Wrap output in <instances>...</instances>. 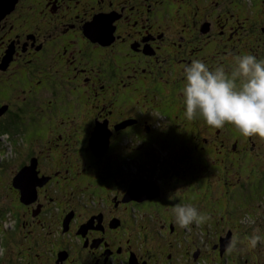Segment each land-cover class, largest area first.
<instances>
[{
	"label": "rangeland",
	"instance_id": "rangeland-1",
	"mask_svg": "<svg viewBox=\"0 0 264 264\" xmlns=\"http://www.w3.org/2000/svg\"><path fill=\"white\" fill-rule=\"evenodd\" d=\"M42 1L50 4L49 0ZM170 1L172 12L169 13L168 9L167 13L168 16L170 15V26L166 27L165 21L161 20L159 22L162 23V25L161 27H158V29H160L159 31H161L162 29H166L170 32H172L173 30V32L171 33L172 37L175 39L177 38V41H181L183 42V44L181 48L174 45H166L165 48L168 49V53L165 58L167 60H164V63L162 62V69L165 68L164 70L168 71H162L159 69V67H157L154 54L148 56L146 66L144 68L143 59L139 57H129L128 59H125L123 57L113 56L109 54V50H106V47H104L103 45H98V48L101 51H107V53L101 57L104 62V67L108 64L110 59H115V67L117 69H121L120 71L122 72L126 71L124 74L119 73L118 86L109 88L108 85L110 84V82L107 83L105 74L103 72L98 73L97 71H94L98 76H92L91 82L94 83V85L91 86L89 81L84 82V84L82 82V84L80 85L81 87H83L84 96L79 93H76L75 95L72 91L73 98L70 99V104H68L67 102L65 104L63 100L58 101L59 98H63V95L60 92H63V90H65L67 95H70V89L68 87L64 89V87L66 86H64L62 81L59 86L56 87L52 85L51 88L49 87V85L44 84L42 80L36 82L35 85H31L28 81L31 79L30 73L34 68H32V66L29 64V66L26 67L28 80L23 81L19 78L15 80V82H24L27 84L24 88V92H20L22 89L17 87V91L20 92L21 95L16 97L15 99L13 97V102H16V99L22 100L21 97L26 100L32 94L34 87V90H36V94L38 96H41L46 101V103L42 100L43 103L40 104L39 99L34 98V100L30 102L34 103L35 105L32 108L30 105H28V108L30 109L28 114L36 111L38 115H40L42 112L41 110H45V107L49 106V108H56V110L59 108L62 111V114L59 112V114H56L55 118L53 119L55 121V127H58L59 131L65 134V121L67 123H69L70 121L72 125H69L71 127V132L68 131L69 137H71L72 135L73 138L74 136L76 137V142L73 144V146V140H70L69 138L68 140L65 138L67 142H70L68 145H65L64 143V146H59L61 143L55 142L57 146L62 148L59 152L51 151L53 149V144L51 143V145L48 146L47 152L45 151L44 153H41L35 150L39 153L36 154L39 160V168L37 167V169L38 171L40 170V172H38L37 174H41V176H50V179L47 181V186L43 188L42 186H37L38 183H35L34 176L32 175V184L34 185L29 193L31 196H33L34 192H37V198L39 195L41 198L42 193H45L49 189H55L56 193L62 190V188H58L54 183H52L54 179L65 181V184L69 183V180L73 181V179H71L70 172L66 171L65 169L63 170V172L61 171L60 175H58L59 178L54 174L56 169L55 162L57 161L63 164V162L65 161L62 150L66 153L69 152L68 154L72 155V152L75 151L74 148L78 146V144L80 145V147H83L82 140H84L86 143L91 132L96 130V124L95 126H93L92 121H104L107 117L109 119H107V125H109V127L110 125H116L118 129L121 125L127 126L126 128L118 131L110 127L113 130V133L111 134L110 147L108 146L111 150V157L112 151H114L117 147H119V149L123 151L121 157L124 159H126V157L128 156V152H124L126 146L136 145L139 148L143 149L141 157L137 156L138 159L136 157V167L143 174L137 173V176H139L141 179L146 180L147 182L141 181L132 188V191H134V196L138 195L137 197H140V195H144L142 200H145V197L151 198L152 196L156 195V192H154L157 187L156 184L160 185V183L153 181L155 180V177L151 178L148 176V171L153 172L154 174H162L165 178L168 179V182L165 183L166 186H168L170 177L172 175H189L192 171V167H196L194 164L200 162L201 160L202 167L197 168L199 170L201 169L202 171L201 178L204 179L206 183H210L213 188L214 186L217 187V189H215L216 191L212 194V197L210 199L211 202L216 203V200L218 202H222L223 200L226 201L227 194L231 198L230 189L236 188L237 190L239 188L237 186L240 184V182L241 184H244L243 186H248L245 192L249 193V196L252 198L244 197L245 193H243L242 197L240 198L241 201L247 203L246 208L243 209L239 205L238 198L234 199V194H232L234 199L232 200L233 208L231 209L230 207L229 209V212L232 214V216L229 220H226L223 218L224 216L219 215L225 220V223L227 224L224 225L223 223V226L232 227L235 231L233 234H235L239 239L237 250L234 251L236 252L239 249H244V245L242 243L244 241L243 234L247 233L245 231L247 227L251 228L253 234L256 233L258 235L264 232V139L258 136L245 137L233 125L227 123L223 128L216 129L208 126L202 117L193 121L187 120L184 115L182 98V92L185 83V77L182 68L186 63L185 61L191 62L193 59H201L206 64H208L210 68H214L217 65H223L229 78H231L232 72L235 69L233 57L237 55L252 54L254 56H257L258 60L264 61V1L251 0L248 4H243L240 3V1L242 0H233L230 5L233 8V12L236 13L235 16H230V13L221 11V17H219L214 14L215 9H213V16L210 15V18L214 22L212 28V36H210L209 38L205 36L200 41H192L193 47L191 48L190 46L192 45L188 41L180 39L179 32L182 31L180 29L183 26L182 22L184 19V15L181 12L179 13L174 11L178 8L179 2L175 0ZM116 2L114 4H116ZM8 4L5 7H7ZM37 4H39L38 0H21L17 4V7H15V10L6 14L7 16L5 18L3 17L4 13L2 14L1 9L0 20L4 18L5 26H3L2 31H0V36H2L3 32V34L9 35L11 37L12 34L14 35L15 30L18 29L21 25L25 27L26 31L28 32L29 28L26 27L27 25L33 26L34 24H36L37 26L39 24L41 26V31H44L46 33V40L48 42H51L54 39L65 41L67 40L66 38L77 37V32H80V30H78L77 28L79 27V20L77 21V17H75V19H73L72 17L82 11L81 8L83 7L84 0L63 1L62 4H65L66 8L69 10L63 13L58 9L57 12H54V14H52L53 12L51 11L36 15V12L38 11ZM194 5H198L202 11L212 8L211 2H206L203 0H192V6ZM70 7L73 9V11L70 10ZM123 9V13L126 16V20L124 21L125 23H129L130 21L132 23L134 19L139 20V15L136 16L135 14L134 17H132L133 14L129 13L126 10L127 8ZM120 11L122 12V9ZM183 11L187 12L185 8L183 9ZM61 14H63L64 17H61ZM227 15H229V20L226 26L227 22L225 18ZM236 17H239L241 20L244 19V26L237 32H235L236 30H233V28L230 29V26L238 25ZM245 17L248 18L245 19ZM197 18H199V15L197 16ZM22 20L25 23L21 24ZM19 21L21 23H18ZM71 23L73 24L71 25ZM129 27L133 29L132 31H130L131 33H136L135 31L140 28V24H138V27ZM183 34L188 36L189 31L185 30ZM206 39L210 40L206 42ZM31 41L32 39L29 36H24L22 34L20 36V42L18 44H24L26 42L27 49L25 51H19V54L14 57L12 65L10 67L8 66L9 68L5 65L4 62L1 61V65H3L4 67H2L3 71L0 70V75H3L2 77L4 79H13V75L18 67L21 65H25L23 61H28L27 63H29V61L35 60L37 59V57H39L38 55L40 53L36 52L35 48L31 45ZM152 43L156 45V43ZM78 48L84 50V53L81 54L84 56L88 55L89 53H92L93 55L101 54L100 52H94V50L92 49H85L80 46H78ZM57 49L58 47L56 46L51 48V58L64 64L69 71L68 67H71V64L69 63L68 59L71 57V55L68 54L64 56L62 54H59L57 52ZM175 49H179V53L176 57L180 59L182 58L183 60L179 61V63L174 62V64H172L171 59L175 57V54L172 50ZM140 70L142 72H140ZM150 70L154 72L152 77H149ZM109 71L113 73L112 70ZM161 71L164 72L162 73L163 79L159 78V74H161ZM38 73L39 71H35L33 74L36 75ZM82 76L85 75L82 74ZM24 79H27V77L25 76ZM34 80L35 79L32 78V82H34ZM98 80H100V82ZM166 81L168 82L166 83ZM104 82L107 84V86L101 87ZM38 84H40L41 86L35 88ZM239 84L240 80L237 79V85L239 86ZM42 85L44 87H42ZM54 88H56V90L54 91H60L58 93L61 95L54 97V92L52 91V89ZM7 89V84L0 85V91L3 94L7 93ZM111 90L113 91L111 92ZM122 90L130 92L129 97L128 95H126V97L123 98ZM116 91L118 94L116 93ZM166 101H168L167 103L169 104V106H171V108L164 107V105H166ZM13 102H2L0 103V106H2L3 104H9L11 107L14 106ZM102 105L104 108L109 107L112 111L110 114L106 113L103 116H100L99 120L97 118H99V115L103 110ZM61 107H63V110ZM161 108L167 109V112L163 114L161 112ZM89 109H92L93 112V115H91V117L88 113ZM175 113L178 114V116H175ZM4 114L5 111L0 112V117L4 116ZM43 115L40 116L45 117L46 114L44 113ZM43 117L41 118L43 119ZM126 118H133V123H125L123 119ZM28 121L30 122L31 119H28ZM61 122L62 124H60ZM39 125H45L44 119L43 123L40 121L36 130L32 129V126V128L26 131L24 135H21L23 139L15 143L16 149L12 148V152L9 150V147H7V142H4L6 136L0 138L2 139L1 142L3 147H6L5 154L3 153L0 155V192L3 193L10 201L6 202V207H13L16 213H18L20 209L23 210L27 214V219L30 221V225H28V228L25 231L23 230V228L15 229L14 225L17 221V217L15 215L8 219L6 218L7 222L4 223V225L2 223L3 226H1L2 230L0 231V248L1 250L3 249L5 258V255L9 250L12 251V249H16L18 247V243L20 244L21 240L26 239L25 236H28V232L29 235L40 233L42 236L46 237V243L43 245L40 252L44 254L45 262L51 264L52 256L50 252L52 247L50 246V244L52 233L60 229L61 218L63 216V212L58 210L55 206L63 205L64 201L60 199L52 203L53 200H49V203L52 204L50 208L53 214L51 223L48 222L49 217L47 215L44 216L42 213L38 214V216L36 217H33L31 215V212L33 208L34 210L37 209V206L35 205L37 200L31 203H27V205H22L20 203L21 191L14 185L15 177L18 175L21 169H18L17 166L21 164L23 160L18 161V163L16 162L11 166H7V163H9L7 161H9L11 158L14 159L16 155L22 156L23 158L26 153L30 152L33 149H36L37 147H40L36 145L38 143L37 141H39V144L41 145V143L43 142H45L44 144H49L48 141L51 140V138L52 140L57 141V138H61L58 134H56L55 137H51L52 134L51 136H48L43 132V126ZM50 128H52V126H48L45 132L52 133ZM32 147L34 148L32 149ZM166 149H168L169 152H166ZM17 151L20 154H16ZM154 152L158 154H154ZM53 153L58 160L53 159V162L51 163ZM193 156L195 158H193ZM59 157L61 159H59ZM83 161L88 163L90 162L87 158H83ZM109 163H111V160L109 161ZM226 163L228 164V167L224 168V166H226L224 164ZM71 164L72 162L68 163V169L70 168ZM213 165L214 167H212ZM93 166L94 167L91 169V171L97 167V164L94 162ZM219 166H223V171L221 173L219 171ZM64 168H67L65 163ZM77 169L78 168H76L75 170ZM123 169L125 170V172L123 171L122 173L123 176H129L130 170L132 171V176L136 175L135 170L131 169L130 167L128 169ZM162 169L166 170L168 173H163ZM81 171L82 169L80 168L78 172L80 173ZM93 174L95 175L94 179H100L99 182H93L91 184V187L88 188L84 194H80L78 199L89 201L90 195H95L99 192H103L104 190L111 189L115 185H121L123 183V180L118 178L117 176H103L99 169H94ZM240 174L241 180L242 175H244L245 177H250V183L238 181L240 180V177L236 179L235 176ZM162 175L156 174V176H158L160 179L162 178ZM21 178L29 181L28 175H23ZM224 181L226 182L223 184ZM219 182L221 185H219ZM255 188L259 189V192L257 191V193L260 195V198L257 200L254 198ZM166 193L169 197L176 196L174 192L167 189ZM209 195L210 194L207 192L206 196ZM192 206L197 208V210L204 215L201 207V199L195 200ZM88 207L90 208L91 206ZM214 207L215 212H217L218 206ZM123 208L126 209V206L123 205ZM166 216L173 219V221L175 222L172 215L167 214ZM3 219H5V217L0 220V223L3 221ZM126 219V222L130 221V218ZM217 219H220V217L207 219L208 222H210L212 225L207 224L206 227L212 228V226H214L215 228L211 231L205 230V234L204 230H202L203 234L196 238L197 245H195L194 247L197 248L199 246L201 248L202 253L200 255L204 258L201 264H223V262H225L226 253L224 255L225 258L219 259V253H217V251L213 248L214 244L218 246V243L214 241L217 233H219L221 236L227 233L226 230L221 234L220 230L216 228L222 225L220 221L217 222ZM168 229L166 228L167 233L169 232ZM156 231L158 232L157 229ZM198 233L200 234V232ZM240 239H242V242H240ZM190 241H194V237L190 239ZM65 242H67V236ZM60 244H62L61 240L57 241L55 243V246H58ZM174 249L176 250L174 251V254L178 257H182L180 262L178 263L199 264L197 257L195 258V255H197V251H193L191 249L190 252L188 250H186L188 251L186 252L185 250H181V248H178V246H176V248L174 245L168 246V250ZM17 250H23L22 252H26V256L24 259L25 261H27L30 257V253L32 252V250H34V248H27L26 251L25 248L19 247ZM105 252L103 254H100L99 247L96 246L94 247V254L88 255V257H82V262H78V260H74L73 257H71L69 263L88 264L89 261H91L90 259H93L94 255L98 253L99 255L97 256L100 259L99 261H104L100 262L99 264H105V262L109 261V256ZM183 253L185 254L182 256ZM206 253L208 256L211 255V259L207 258L208 256L206 255ZM2 255V252H0V258L4 259L2 258ZM117 259L119 261L120 257H118ZM94 260L95 259H93L92 264H97V260ZM236 263L247 264L245 263V261L238 259L237 257Z\"/></svg>",
	"mask_w": 264,
	"mask_h": 264
},
{
	"label": "flooded vegetation",
	"instance_id": "flooded-vegetation-1",
	"mask_svg": "<svg viewBox=\"0 0 264 264\" xmlns=\"http://www.w3.org/2000/svg\"><path fill=\"white\" fill-rule=\"evenodd\" d=\"M21 0L18 1V3ZM50 4H47L46 2L42 0H38L39 4H37L38 11L36 12V15L42 14L45 12H57L59 9L60 12H67L69 9L66 8L65 4H62V2L66 0H49ZM166 2V0H139V1H132V0H84L83 7L81 8V12L79 14L74 15L72 18L75 19L77 17V21L79 20V27L78 30L80 32H77V37L72 38H66L65 41H60L61 45L58 46L57 52L59 54H62L64 56L70 54L71 57L68 59L69 63L71 64V67H68L69 71L72 72V75L76 78H81L84 82L89 81L91 86L94 85V83L91 82L92 76H97L94 71H97L98 73H104L105 76L107 73H109L111 67L115 66L114 60L110 59L108 64L104 65V62L102 60V56H104L107 51H101L98 48V45H103L106 47V50H109V54L113 56L123 57L125 59L136 58L139 57L144 60L143 67L146 66V61L148 56L153 55L155 57V62L157 63V67H159L162 71H168L162 69V62L164 63V60H167L165 57L167 56L168 51H166V45H174L179 48H181L183 42H178L177 38H173L170 31H167L166 29H158V27H161L162 23L159 21L163 20L165 21L166 27L170 26V15L168 14L163 15L161 18L157 19L156 17L152 19V13H155L156 9H160V5L163 4V2ZM179 2L178 8L175 9V12H181L184 15L183 19V26L180 30V39H183L184 41L191 42L192 37L195 35V33H198L200 35V38L203 39V37L207 36L208 38L212 36V28H213V20L210 18V15L213 16V9H215L214 14L216 16H220L221 11L230 13V16H235V12H233V8L230 5V3L233 0H203L208 1L212 3L211 9H205L204 11L201 10V8L198 5L192 6V0H175ZM264 1V0H263ZM116 2V4H114ZM148 2V3H147ZM17 3V4H18ZM16 4V7H17ZM51 6V7H50ZM52 8V9H51ZM123 8H127L126 10L129 13H132L134 15H139V20L134 19L133 22L131 21L129 23H125L126 16L123 13ZM186 9L187 12H184L183 9ZM219 8V9H217ZM264 8V5H263ZM122 9V12L120 11ZM15 10V7L12 11ZM70 10L73 11V9L70 7ZM44 11V12H43ZM58 12V13H60ZM190 15H189V14ZM199 15V18L197 16ZM229 15L226 16V26L228 24ZM7 15H4L5 18ZM57 16V14H56ZM61 17H64L63 14L60 15ZM123 16V18H122ZM159 16V13H158ZM4 18L0 20V31H2L3 26H5ZM248 17H245V19ZM64 19V18H63ZM124 19V20H123ZM236 21L238 22V25H232L230 26V29L233 28V30H236L237 32L240 28L244 26V19L241 20L239 17H236ZM97 22V23H96ZM18 23H21L20 21ZM23 24V23H21ZM73 23H71L72 25ZM138 24H140V28L137 29L136 33H131L133 29L129 26H136L138 27ZM101 25H104V27H107L109 30H113V35L111 36V40H94L91 36L87 34L85 31V28L87 26H96V29L100 28ZM26 26V25H25ZM36 24L33 26L27 25L26 27L29 28V31H26V28L22 25L15 30L14 35L12 34L11 37L9 35L3 34L0 36V70H2V57L5 56L8 51H10V59L7 67L11 66L14 60V57L19 54V51H25L27 49V43L24 44H18L20 42V36L23 34L24 36H29L32 39L31 45L35 48L36 52L42 53L44 51L45 46L49 43L46 40V33L44 31H41V26L38 24L36 27ZM236 26V27H235ZM262 29V28H261ZM187 30L189 31L188 36L184 35L183 32ZM261 31V30H260ZM159 32V33H158ZM204 32V33H203ZM191 39V40H190ZM59 39H57V42ZM152 42L156 43L154 45ZM78 46L83 47L85 49H92L94 52H100L101 54H95L89 53L88 55L84 56L81 55L84 53V50L81 48H78ZM193 47L190 46V48ZM103 49V48H102ZM175 54V57L172 60V64L174 62L179 63V61L183 60L182 58H177L176 56L179 53V49L172 50ZM29 60V59H28ZM28 62V61H27ZM31 61H29L30 63ZM186 64H190L191 62L185 61ZM170 64V63H169ZM73 65V67H72ZM102 66V67H100ZM107 66V69H106ZM8 67V68H9ZM143 68V69H144ZM105 69V70H103ZM109 69V70H108ZM183 69V68H182ZM3 71V70H2ZM113 71V70H112ZM161 71V74H159V78L163 79L164 72ZM140 72H142L140 70ZM111 74H114L110 72ZM84 74L85 76H82ZM154 72L150 70L149 77H152ZM117 80V79H115ZM110 82L108 87H114L118 86V82H116L113 85H111V80L107 79V83ZM168 81H166L167 83ZM103 86H106L105 82L103 83ZM113 90H111L112 92ZM98 94V93H97ZM9 105V104H8ZM1 107V106H0ZM10 105L8 106L9 109ZM102 111L99 115L103 116L104 114L111 113V109L109 108L107 111H104V107L102 105ZM7 109L5 110V112ZM98 114V113H97ZM96 114V115H97ZM91 117V115H89ZM107 117H106V123H107ZM109 120V119H108ZM134 121V119L132 120ZM97 122V121H96ZM96 122L92 121V125L95 126ZM112 129H117L116 125H110ZM63 136V135H62ZM76 142V139L73 140V144ZM70 143V142H68ZM84 140H82L83 147L76 146L74 149V155L75 158L81 159L83 156H85L88 160L91 158V153L87 149L88 145V139L85 143ZM85 145V147H84ZM83 149V153L80 154V150ZM102 160H106L104 156L101 157ZM87 167H84L82 170H87L88 168L92 167V164H86ZM90 170V174H91ZM92 177V176H91ZM99 182V180L97 181ZM96 182V183H97ZM83 183L86 185L85 187L88 189L91 187L92 183L86 184L85 181ZM46 187V186H44ZM43 187V188H44ZM66 190L64 188L63 190L56 193V190H47L45 193H42L41 198L42 201L39 202V209L40 213H42L44 216H48L49 220L48 222L51 223L53 219V214L50 215L48 212L49 207L52 205L49 203V200H53L52 203L55 200H60L63 198V192ZM114 190V189H113ZM118 190V189H116ZM57 195V196H56ZM123 193L120 189L118 192L114 194V196H110L109 201L112 202L113 207L107 210V212L104 214L102 212L97 213H90L89 211L86 213L85 217L83 216L84 213L77 214L75 209L70 208L69 210L65 211L62 218L66 215V213H72V219L69 223V229L67 232H62V241L64 243V246L62 249L67 251V255L65 257H58V250L57 247L51 246V264H70V258L73 257L74 260H78V262H82V257H88V255L94 254V247L97 245L99 247L100 254H103L107 252L114 253V250L112 249V243L114 240H116L118 237V231L123 228L124 226H127L128 224H132V221H134L135 224H137L135 215L142 214L140 212L141 205H146V201H132L128 202L123 201ZM102 198V197H100ZM40 200L39 196L37 198ZM103 200V199H101ZM100 201V200H99ZM97 200V197L95 195L91 196L89 199V206H92L99 202ZM123 205L126 206V209L123 208ZM56 208L59 209V206L56 205ZM51 212V210H49ZM130 214V223H124L123 221L129 216ZM24 217L27 218V214L24 212ZM61 218V220H62ZM124 219V220H123ZM46 222V221H45ZM62 222V221H61ZM124 223V224H122ZM97 231V232H95ZM92 235V236H91ZM67 236V242H65ZM25 240H28L27 238ZM102 241V242H101ZM43 242V239H34L33 242H31L28 247V249H31L32 247L34 250L30 253L29 259L24 264H49L48 262H45L43 258V254L40 252L42 249L39 247V244ZM29 243V241H27ZM26 243V244H27ZM122 252L123 249H120ZM98 253L94 255V258L97 264H99V258ZM110 256V255H108ZM118 257L121 256L119 255ZM110 256L109 261L105 262L107 264H121L118 261V258ZM114 258L116 260H114ZM90 259V258H89ZM93 259H90L88 264H92ZM94 260V261H95ZM111 261V262H110ZM104 262V261H103ZM119 262V263H117ZM140 262V261H139ZM141 263V262H140Z\"/></svg>",
	"mask_w": 264,
	"mask_h": 264
},
{
	"label": "trees",
	"instance_id": "trees-1",
	"mask_svg": "<svg viewBox=\"0 0 264 264\" xmlns=\"http://www.w3.org/2000/svg\"><path fill=\"white\" fill-rule=\"evenodd\" d=\"M250 1L251 0H242V1H240V3L248 4ZM170 4H171L170 0H166V2L164 1L163 4L162 3L158 4V5H160V7H158L160 9H156L155 13H152V19H154L155 17L157 19L161 18L163 15L168 13V9H169V13L172 12V7H170ZM156 12H157V14H156ZM158 13H159V16H158ZM21 22L25 23L23 20ZM192 38H193L192 41H194V40L200 41L202 39V38H200V35L198 33H195V35ZM209 40L210 39H206L205 41L207 42ZM192 41L189 42L191 45H193ZM59 44H60V41L57 42V39H54L45 46L44 51H42V53H40L38 55L39 57H37V59L32 60L30 63H27V61H23V63L25 65H21L18 67V69L16 70V72L13 75V79L6 80L2 77L3 75H0L1 76L0 77V85L7 84V87H8L7 93L3 94L0 91V103H2V102L11 103L14 101V99L16 97L21 95L20 92H24V88L26 87L27 83L15 82V80L18 78L23 80V81L28 80V74L26 73V67H28L29 65H31L32 68H34L32 70V72L30 73L31 79L28 81L31 85H35L36 82H39V80H42V82L44 84L49 85V87L51 88L52 85L57 87V86H59V84H61L63 82L64 86H66V87H64V89H66L67 87L70 89V92H71L70 95H67L65 90H63V92L58 91L63 95V98H59L58 101L63 100L65 102V104H66V102L68 104H70V99L73 98L72 91H73V94H75V95H76V93H79L82 96H84L83 87H81V85H80V84H82V82L84 84V81L79 77L75 78L72 75V72L67 70V68L64 64H62L61 62L51 58V55H50L52 52L51 48H53L54 46L60 47L61 45H59ZM166 51H168V49H166ZM106 69H107V66H106ZM109 69L113 70L114 74H111L109 72L106 74V78L111 80V85L114 86V84L116 82H118L119 73L124 74L126 71L122 72V71H120L121 69H119V68L117 69L115 66H113ZM35 71L36 72L39 71V73L34 75L33 73ZM25 76L27 77V79H24ZM32 78L35 79L34 82H32ZM115 79H117V80H115ZM18 81H20V80H18ZM51 81H53V82H51ZM98 81L100 82V80H98ZM40 86L41 85L38 84L35 88L40 87ZM106 86H107V84H106ZM17 87L21 88L22 90L20 92H18ZM42 87H44V86L42 85ZM30 90H31V87H30ZM54 90H56V88L52 89V91L54 92L53 93L54 97L61 95ZM116 93H117V91H116ZM122 93H123V98L126 97V95H128V97L130 95V92H127L124 90H122ZM24 96H25V94H24ZM13 97H14V99H13ZM34 98L39 99L40 104L43 103V101L46 103V101L41 96H38L36 94V90H34V87H33L32 94L26 100H24L22 97H21L22 100L16 99V102H13L14 106L9 107V109H7V111L5 112L4 116L0 117V138H3L4 136H6L5 137L6 141L15 144V143H17V140H19L21 135H24L26 131H28L29 129L32 128V126H33L32 129H37L40 121L43 123V119H44L45 125H39V126H43V130L47 129L48 126L49 127L52 126V128H50L51 132H52L51 137H55L56 134H58L61 137V134H63V133H61L59 131L58 127H55V121L53 119L55 118L56 114H59V112L62 114V111L59 108L57 110H56V108H49L50 107L49 106V107H45V110L44 109L41 110L42 112L40 115H43L45 113L46 114L45 117H43L44 115L43 116L38 115V113L36 111L32 112L31 114H28V112L30 110L28 108V105H30L31 108L35 105L34 103L30 102V101L34 100ZM61 108L63 110V107H61ZM41 117H43V119ZM28 119L29 120L31 119V121L29 122ZM52 121H53V124H52ZM65 123H66V128H64V133L66 135L63 134L62 138H57L58 141L57 140L49 141V144L50 143L53 144L52 152L61 151V148L59 146H62V145L64 146V143L68 140V138L70 140L76 139L75 136L73 138V135L71 137H69L68 131L71 132V127L69 126V125H72L71 122L69 121V123H67L65 121ZM48 124H50V125H48ZM60 124H62V122ZM54 129H55V131H54ZM1 140L2 139H0V155L3 153L5 154V152H6V147H3ZM55 142H60L61 144L59 146H57V144ZM142 151H143V149L139 148L136 145H133V146L128 145L125 147V151H124V152H128V156L126 157V159H124L121 157L123 151L121 149H119V147H117L114 151H112V157L110 156V160H111L112 165H110L109 168L112 169L114 172H119V173H122V170H124L123 168L127 169L130 167L131 169L133 168L136 170L135 167L137 165L136 164V161L138 159L137 156L141 157ZM130 152H131V154H130ZM72 153H74V152H72ZM109 154H110V152H108V155ZM106 157H108V156H105V158ZM136 157H137V159H136ZM193 158H195V157L193 156ZM53 159L58 160L57 157L52 155L51 163L53 162ZM59 159H61V158L59 157ZM70 162H72V164H71L70 168L68 169V167L64 168V166H63V168H61V166L59 165V162L56 161L55 162L56 169H55L54 174H56L60 168H61L62 172L65 169L66 171L70 172L71 179H73V181L69 180L68 181L69 183H66V184H60L59 181L60 182H64V181H61L58 179H54V181L58 182L57 187H59V188H61L64 185H68V186H66V190H64V192H63L65 195L72 197V198H78L80 196V194H84L87 191V188L85 187L86 185L83 183V181H85L86 184H89V183H93V182L96 183L97 180L93 179L91 177V174H90L91 168H88L85 171L82 170L80 172V176L76 177V179H75L73 177V173H74L73 168L75 167V165L73 163L72 158H70ZM201 162H202V160L198 163L195 162L196 164H194V165L196 167H192L191 173L189 175L186 174L187 176L182 177V179L179 183V186H178V188H180L179 191H177L174 187H170L168 189V190L175 193V195L178 197V202H180L182 205H186V204L193 205L196 197L199 196V198L203 199L205 206L209 207L208 196H206L204 194V192L206 191V189L204 188V185L207 184L206 188L208 187L210 190L212 189V186L210 183H206L204 181V179L201 178L202 171H201V169L200 170L197 169V168H200ZM79 163H80V166L78 167V169H80V168L83 169L84 167H87V165L84 164V162L81 161V159H80ZM224 165H226V166H224V168L228 167L227 163ZM212 167H214V165ZM222 167L223 166H219L220 173L222 172ZM103 168L105 169V167H103ZM109 168L106 165V169L104 171H110ZM162 171H163V173H168L164 169H162ZM250 173H249V175H250ZM239 177H240V180H238V181H244L245 183H250L249 182L250 177H248V176L245 177L244 175H242V180H241V174L235 176L236 179ZM58 178H59V176H58ZM193 178H195L197 182L201 183V193H196L195 190L193 189V187H192ZM225 182L226 181H224L223 184ZM219 185H221L220 182H219ZM243 185L244 184H241V182H240V184L237 186L239 188L237 190H236V188L230 189V191H231L230 193H231V196H232V194H234V199L238 198L239 205L243 209H245L247 203L240 200V198L242 197V194L245 193L244 197H249V198H252V197L249 196V193L245 192V190L248 188V186H246V185L243 186ZM182 189H184V190H182ZM214 189H217V187L214 186ZM235 190H236V192H235ZM258 190L259 189L255 188L254 198L256 200L260 198V195L257 193ZM232 198H233V196H232ZM157 199H159V198H157ZM160 199L157 202L155 201V203H153V204L141 205L140 206L141 207L140 212H142V214H140V216L144 217V219L147 218L148 220H153L156 217V215L153 213V210L156 209V210H158L160 217L166 218L167 217L166 215L168 214V208L172 205V203L170 202V200L166 196L164 197L162 195V197ZM6 202H10V201L8 200V198H6V196L3 193L0 192V220L2 218H4L5 215H7L9 207H11V206L6 207ZM223 203H224V200L222 202H219V205H221ZM156 204H158V207ZM232 206H233V204H232ZM129 217H130V214L127 218H129ZM126 221H127V219H125L123 222L125 223ZM124 223H122V224H124ZM126 223L128 224L130 222H126ZM141 224H143V223H141ZM123 227H124V225H123ZM36 235L38 237L37 239H41V237H42L41 234L39 235L38 233H36ZM26 243H27V240H21L20 244L18 243V247L16 249H12V251L9 250L6 253L7 256L5 255V258H4V251H2V254H3L2 258H4V259L0 258V264H24L26 262L24 259L26 256V252H22L23 250L20 251L17 249L19 247H21V248L23 247L27 251ZM44 243H46V242L39 244V247H41V249H42ZM16 246H17V244H16ZM42 259H44V254H43Z\"/></svg>",
	"mask_w": 264,
	"mask_h": 264
},
{
	"label": "clouds",
	"instance_id": "clouds-1",
	"mask_svg": "<svg viewBox=\"0 0 264 264\" xmlns=\"http://www.w3.org/2000/svg\"><path fill=\"white\" fill-rule=\"evenodd\" d=\"M233 59L235 69L231 78L223 65L210 68L201 59H193L183 66L184 115L189 121L202 117L208 126L216 129L231 124L245 137L264 139V61L252 54L237 55ZM171 213L181 228L210 219L191 204H177ZM262 239L254 233L251 246L255 247ZM238 243L234 234L225 245L226 252L237 250Z\"/></svg>",
	"mask_w": 264,
	"mask_h": 264
},
{
	"label": "water",
	"instance_id": "water-1",
	"mask_svg": "<svg viewBox=\"0 0 264 264\" xmlns=\"http://www.w3.org/2000/svg\"><path fill=\"white\" fill-rule=\"evenodd\" d=\"M16 1L17 0H0V2H1L0 11L3 7H5L7 5V2H9L8 6L2 11V14L4 12H9L13 8ZM94 33L98 34L96 31H94ZM8 60H9V58H8ZM1 110H5V108H3ZM104 129H105V126L103 124H98V127L96 128V130L92 133L90 146L92 147V149L95 152L103 151L104 149H106V147L109 143V133L107 132L105 135ZM33 168L31 169V172H33ZM24 174H26V173H24ZM24 174H20L16 178L14 184H15V186H17L21 189L22 200L25 202H29L34 198V195L31 196L29 193L32 190V187L34 184H32L31 176L29 178V181L21 178Z\"/></svg>",
	"mask_w": 264,
	"mask_h": 264
},
{
	"label": "bare ground",
	"instance_id": "bare-ground-1",
	"mask_svg": "<svg viewBox=\"0 0 264 264\" xmlns=\"http://www.w3.org/2000/svg\"><path fill=\"white\" fill-rule=\"evenodd\" d=\"M263 172V171H262Z\"/></svg>",
	"mask_w": 264,
	"mask_h": 264
}]
</instances>
